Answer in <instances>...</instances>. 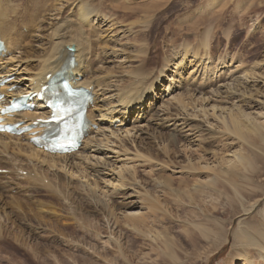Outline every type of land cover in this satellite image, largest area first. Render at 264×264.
<instances>
[{"label":"bare ground","instance_id":"bare-ground-1","mask_svg":"<svg viewBox=\"0 0 264 264\" xmlns=\"http://www.w3.org/2000/svg\"><path fill=\"white\" fill-rule=\"evenodd\" d=\"M104 1L106 0H42L40 6H44L45 2H47L48 11H49V20L47 21L49 24V28H48L49 31L44 37V39H46V42L43 43L45 40L42 39L41 41H39V44L41 45L39 49L30 48L28 51H27V49L29 48L28 39L21 41L18 39L23 35H21L22 30L21 29L19 30L18 28L19 23L18 25L16 24V20H15L16 17L14 16L15 18H13L10 15L7 16L5 15V13L0 12V37L1 40L4 41V45H5L4 51L2 52V55L0 57V79L1 80L10 79V82L7 83V85L0 88V91L5 93L6 97L12 95L20 96L27 93L38 92L41 86L46 83L47 81L46 76L48 74L53 75L58 71L64 70L68 78H72L77 81L78 78L81 77L80 81H77L76 84L78 86H82L86 89L91 90L93 96L92 104L98 102L95 103V105H93V108H95L96 105L97 107L95 111H98L99 108V111L97 112L98 114L95 117V115L93 116L92 114L93 108L89 106V109L87 111V117L90 121L88 136L83 140L81 147L75 153H71L67 155L48 154L40 149L34 148L32 145H30L27 142V138L24 136L14 137L7 134H0V170H7L6 172H8V176H9L8 178L12 180L14 179L22 180V177L18 176L17 171L21 170L23 172H26L27 179L29 181L32 180L33 184H36L38 179L42 180V178L40 179L39 177L40 173L44 178H45L44 176L45 174L47 176L53 173V176H57L58 177L57 179H60L59 181L62 180L61 181L62 183L65 182V184L67 183L68 185L72 179L79 178L78 181L81 184L79 185L81 186L80 188H82L83 186L85 188L83 189L84 191L93 192V193L90 192V195L93 194L95 196L98 205L99 203H101V200L105 196L106 198L108 196L106 195L107 193L106 194L103 193L104 189L99 188V186H97L98 183L101 184L106 183V185L105 186L103 185V187H106V190H108L107 189L108 187L110 194L113 195H115L114 191H123L124 192L123 197H120L122 198V200L135 199V201L127 203L128 205L124 207L126 208V210L122 211L123 213H121L120 215L121 219L125 220L126 223L127 222L132 223V225L130 224V226L134 231L133 233L135 236L134 235L133 236L135 237V240L141 242L142 239H144V237L145 239L146 237H150L152 243L154 242L156 244L160 243L158 242L160 240L164 242L163 244L165 245V248L167 250L170 249L169 248L170 242L169 239L167 238V234L165 233L166 230L164 229L161 232H159L160 230L156 231L155 227L157 226L156 224L160 223L159 216L162 215L163 217L164 215L162 213L163 209L161 204L167 196H170L173 199L178 209L182 207L184 208L181 210V212H185V216H186V218H183V220H187L189 222L188 224H184L186 230L184 235L180 237L182 243L186 242L187 245L196 249L199 246L201 237L203 238L211 237L214 239L213 247L217 248V246L220 243V240L223 238L225 239V235L228 233L229 229L230 230L232 229L231 235L233 238L234 247L239 248L241 251V252H232L233 259L241 262V264H264V209L260 214L261 218L259 219V221H254V222L251 221L250 223H244L245 221L239 222L236 228L233 229L230 227L222 228L219 223L213 221L216 219V215L218 214V212L217 213L213 212L215 208L214 205L211 206V209L209 210L210 212H208L209 215L212 216V222L209 221L204 222L201 219L205 214L208 213H200L195 208L188 206L184 207L185 205L184 201L185 202L188 201V203L201 202V200L195 201V198L199 197L200 199V197L202 196V198L204 199L205 192L203 190L207 189L209 185L212 186L213 188L212 187L209 188L210 195L209 194L208 195L212 197L213 194L216 192L221 197L222 192H224L226 185L231 187L238 182V185L242 187L244 185L243 182L247 183L249 181V179L243 175L245 174L243 170H245L246 165H250V163H255L253 158H257V157H255L254 153H251L252 155L250 157L249 151H248L249 153L247 152L248 154H245L243 147L241 146V144H239V140L244 139L246 135H254L255 137L259 138L260 142L264 143V126L260 122L261 120H264V113L257 114L256 113L258 111L257 109L260 108L261 106L258 103L254 104L251 101H249L251 98L258 97L260 93L254 90H247V86H246L248 84L247 74L245 73L236 74L235 71H229L228 69L225 70L223 73L224 75H228L226 76L227 78L224 80L225 82L223 81L224 84L219 85L216 89L213 90L211 88V86L213 85L212 81L215 78H216L215 81L217 80V73L215 74V71H213L212 69L205 70L201 68L200 63L195 54V50H193L190 47V45L187 44L184 45L182 51H178L177 53L174 54L177 57L174 61H172V65L171 64L169 65V63L167 62L166 64L168 65H164V67L159 70L158 74L154 76V78L153 76L151 77V73L144 72V70L139 71L138 69H136L138 71L135 70L131 72L125 71L124 76L126 77V79H128L129 84L126 87L125 91L123 88H121L116 92L117 88L118 87L120 88L121 86L117 85L116 83L114 84L116 80H113L111 82L106 77L107 73H111L115 69L109 66L111 68L105 72L106 74L101 75V73H104L102 72L103 67L97 66L93 63L94 58L92 52V44L96 42L95 39L98 37V33L96 32V30L100 28L102 31L100 32L98 30V32H100L101 34L104 33L103 35H105V37L101 41L107 39L104 41V43L105 42L114 43V45L111 46V49H108L106 50V52L101 53V57L105 62H107V60L105 59H109V58L113 59L114 57H116L117 55L116 53L119 54L124 53L122 52L123 50L121 48H117L118 45H116V43L119 41V39L126 36V34L131 35V34H135L136 32H134L132 28L120 25V23L116 22L111 16L105 14L103 12V8L101 7ZM124 1L126 2L135 1L137 3H140L134 9H125V11L128 12L127 15L128 18H131L134 15H138L140 13L145 14L147 16L148 15L155 16L154 18L152 17L153 18L152 21L150 20V22L147 23L145 27L146 32L157 31L159 28L158 27L159 22L157 21L165 20L163 18V16L165 15L164 13L165 10H163V3H165L166 0H124ZM214 1L215 0H213V2ZM252 1L258 3L264 2V0H251V2ZM223 2L225 3L224 0ZM16 14L18 13L16 12ZM197 16L198 15L189 14L188 16L181 17L179 19L180 22L185 23L186 19L189 18V21L190 22L192 21L193 24L192 26H185V27L183 26L184 28H182L181 25L183 24L182 23L180 24V22L178 21L176 28H178L179 30L184 29L190 31L194 35H198V31H199L198 28L204 26L203 33L200 36H197L196 38V45L198 46V44H202L204 46L203 49H207L208 45L210 44V40L213 37V29H214L213 25L210 26L209 23H211L212 20H214L215 23L219 22L218 20L222 18H220L219 16L212 17V15L207 17L208 16L207 15L205 19L204 16H199L200 19H198ZM204 22L206 25L203 24ZM27 24L28 23L26 21L25 25H23L20 28L23 29L24 27L27 26ZM229 28L231 29L230 26ZM195 29H197L198 31H195ZM240 29L242 30V27H240ZM176 30L177 29H175V31ZM229 31L230 30H228V32ZM223 33L221 31V34ZM21 42L24 43L23 46L20 44ZM70 47L74 48L73 52L68 51V48ZM28 54L31 55L30 56L32 58L31 60H29ZM142 54L143 52L138 51L139 56H141ZM23 55L26 56L23 57ZM71 57H73L74 59V64L72 66H68L67 63ZM147 58L148 57H146L145 61L149 60V58L148 59ZM125 59L126 58H124L123 60ZM23 61L25 63L26 61L34 63L35 64L34 71L30 73ZM145 64H147V62ZM170 66L171 68L174 67V69H178V68L180 69L179 71L172 73L169 72L168 70ZM115 68L119 69L120 67L115 66ZM224 68H226V65L222 64V67L220 69H224ZM190 69L191 71L188 74V78L186 80H188V83L190 84L197 83L196 80H199V83L197 86L194 85V89L192 88L193 90L192 93L189 92L190 90L189 91L187 90L188 92L186 90H185L186 92L182 90L184 93L183 92L180 93L181 92L180 89L184 82L182 78L183 73L185 72L187 73V71ZM166 72L171 73L169 78L168 76H166ZM113 73L115 74V72ZM223 74H221V76ZM161 81L164 82L166 81L167 84L165 86H161L160 85ZM13 87L17 88L16 93H8L7 90L12 89ZM203 88H205V90ZM201 89H203V91H201ZM155 91H159V96L155 93ZM163 94L164 96L162 97ZM149 96H153V99L149 100L148 99ZM165 97L167 99H165ZM108 100L112 102L105 104V102H107ZM159 101H162V103L158 104ZM223 103L225 104L223 105ZM135 111H136V115L135 114L134 115L136 117H133L134 120H132L133 121L131 124L132 126L133 124L136 125L142 122L143 123L151 122L157 127H163V128L169 127V131L171 132L169 133L171 145L173 144L177 145L179 142L178 138L184 139V141L187 143V145L184 147L186 151L184 150L183 153H186L189 150L190 153L195 152V154H197L198 146L199 143L202 141V137L204 133H209L211 129L216 131L215 125L213 124L214 122L223 125L222 127L224 128L222 129H224L230 134L231 143H229L228 147L229 148L231 147V151L225 150L224 151L225 154L222 152H215V153L212 152L211 162L209 163H206L205 159L199 157L198 158L199 161H197V163L199 164L198 166H196V164H194L192 160L187 159L189 163V167L191 169H196V167L197 169H201L199 171H196L198 172V174L201 173L204 174L206 172H209L210 175L206 173V176L204 175L205 177L202 181H197V179L194 181L200 184H209L208 186L201 185L200 188L198 189L196 188L187 189L185 185V183L187 182L184 179L188 178L189 180L190 176H188L179 180V183H181L182 188L178 187L177 189H172L170 187V182L172 181V177H165V179L163 177L162 181H158L161 185L157 184L154 187V189H152L151 191L148 190L144 192L141 191L144 194H141V192H139L140 191L139 188H138L139 190H136L133 187L135 184H138L136 183L137 172L135 170V166L131 164L133 159L131 158L129 159L127 156L121 155L122 152H127V153H131V152L127 147H126L127 148L126 151L125 148L124 149L119 148L118 150H116L111 146L114 144V140L119 142L120 147L126 145V143H129L131 144L133 151L136 153L134 157H139L137 156L138 148L136 146V143L138 139L136 138V135L139 132L143 133L141 129L142 126L136 127L134 125L135 127L132 129L131 128L122 129V128H118V126L116 125L117 127L114 129V123L118 122V119L119 120L121 119V121H119L120 124L118 123V125L125 126L124 121L128 117H130L131 114H133ZM261 111H263V109ZM47 116H48V112L44 109V106L40 104L38 106V109L34 112L19 114L17 116L16 121L26 122V121L34 120L37 117L46 118ZM93 126L97 127V130H94L92 128ZM212 134L213 133H211V136H213ZM144 135L145 136L141 137L140 142L144 139L146 140L149 139L150 136L148 135V133H144ZM233 138L236 140H234ZM249 141H251V139H249ZM233 142L234 144H236L235 148L233 147L234 145ZM190 148H192L193 150L191 151ZM163 153H165V151ZM16 157H22L24 158V160H19ZM257 160H259V158H257ZM9 161H11V163H9ZM5 166H8L9 168ZM13 168H15V170ZM173 169L174 170H172L171 173L176 175L181 174L182 171L187 172L186 170H182L183 169L182 167H173ZM88 171H89L88 175L94 177V179H92V185L88 183L89 179L87 180V178L85 179L84 177V174L87 173ZM124 176L128 179H132L134 182H131L132 180L129 181L125 179ZM66 178L68 179V181L70 180V182L66 181L67 180ZM104 178L108 180H105ZM50 179H52V177ZM108 181H112V182H108ZM127 182H131V183L127 184ZM53 183L54 181L52 182V185L55 187V190L58 191L57 193H59L61 186L59 187V184L58 186H55V184ZM26 184H27L26 186H31L28 183ZM50 185L49 186L46 185L50 189V192L48 191V193L50 194L51 197L55 198L56 196H58V194L56 193L55 190L51 189ZM162 185L164 187H162ZM231 188L233 189L232 195L235 197L237 201L235 202V200L232 199V196L231 199H228L227 191H226L225 194L223 195L225 197L227 196L225 200H226V205L228 207L226 208L227 210L225 212H230V209L233 208V205L235 203L242 206L244 202V198L242 197L241 193L236 189H234L233 187ZM18 191L19 194H21V192L24 191V186L22 185L19 186ZM60 194L62 196L65 195L62 194V192ZM95 194L98 195L96 196ZM142 195L143 197H140ZM94 196L92 198H94ZM66 198L67 197H64V199ZM67 201L65 202L67 203ZM7 205H9V207L12 206L11 208L13 210L15 208L23 207L21 204L19 206V203L8 202ZM257 205H258V201L252 203L248 210H243L241 217L250 214V212H252L254 210V207ZM61 206H63V204ZM36 208L38 209L37 206ZM40 209L41 208L39 207V210ZM31 210L30 212H33V214H35L34 212L36 209H34V211ZM101 210L103 209H100L99 211ZM104 211L115 221V218L112 217V214L114 213H111V211L108 209L106 210V208ZM26 213H29L28 210ZM26 213L25 215H27ZM22 214L19 212L17 213V216L20 218ZM59 215L54 213L53 215L50 216L48 215V216L51 217V219L55 218L54 220L59 221V218L61 217ZM32 216L34 217L35 215ZM38 216H42V215H38ZM110 217L108 218V220L110 219ZM24 218L27 219V216ZM34 218L36 219L37 217ZM168 218L169 217H167L166 219ZM61 219H63V216L61 217ZM87 222L89 221H86V223ZM206 224H210V227L206 226ZM109 237L111 238V236ZM148 239L146 240L148 241L149 244L150 241ZM151 244L149 245L151 246ZM156 247H158V245ZM110 249L109 251H111ZM164 256L166 258V255ZM197 256L198 254L195 251L194 257ZM119 257H120V253H119ZM123 260H122L123 261L122 264L124 263L128 264L127 262L130 261L127 259L126 260L123 259ZM169 260L173 264H176V260L173 256L169 257ZM184 264H187V261H185Z\"/></svg>","mask_w":264,"mask_h":264},{"label":"rangeland","instance_id":"rangeland-1","mask_svg":"<svg viewBox=\"0 0 264 264\" xmlns=\"http://www.w3.org/2000/svg\"><path fill=\"white\" fill-rule=\"evenodd\" d=\"M41 1L42 0H0V12L5 13V15L7 16L10 15L13 18L16 17V24L18 25L19 23L18 28L19 30H22L21 35L23 36L19 37L18 39L20 41L28 39L29 48L27 49V51L30 48L39 49L41 47L39 41H41L42 39L45 40L43 43L46 42V39H44V37L49 31V24L47 22L49 20V11L48 3L45 2L44 6H40ZM219 1L220 0H215L214 2L213 0H166L165 3H163V10H165V15L163 16V18L165 20L157 21L159 23L161 22L160 24L158 23L159 31L157 30L154 32H146L145 27L147 23L150 22V20L152 21L155 16H147L140 13L138 15H134L131 18H128V12L125 11V9L136 8L140 3H137L135 1L126 2L124 0H106L101 5V7L103 8V12L111 16L116 22L120 23V25L132 28L136 33L131 35L126 34V36L119 39V41L116 43V45H118L117 48H121L123 50L122 52L124 53H116V57H114L113 59H105L107 60V62H105L101 57V53L106 52V50L108 49H111V46L114 45V43H104V41L107 39L101 41L103 40L105 35H103L104 33H100L102 31L100 28L97 29L96 32L98 33V37L95 39L97 43L95 42L94 44H92V52L94 58L93 63L97 66L103 67L102 72L104 73H101V75L106 74L105 72L113 67V69L115 70L111 73H107L106 77L111 82L113 80L117 81L118 79V81H115L114 84L116 83L121 87H118L116 92L121 88H123L125 91L126 87L129 84L128 79H126V77L124 76L125 71L131 72L134 70H144V72L151 73V77L153 76L154 78V76L158 74L159 70L163 68L164 65H168L166 64L167 62L169 63V65H172V61H174L177 57L174 54L178 51H182L184 45L187 44L190 45L193 50H195V54L201 68L205 70L212 69L213 71H215V74L217 73V80L215 81V78L213 79L214 82L212 81L213 85L211 83V88L213 90L216 89L219 85L224 84L223 81L227 78L226 76L228 75H224L223 73L227 69L229 71H235L236 74H247V90H254L260 93L258 97L251 98L249 101L254 104L258 103L261 107L257 109L258 111L256 113L262 114L264 113V2H251V0H224L225 3L228 2L226 3V5L223 0L220 1L221 3ZM16 12L18 14H16ZM189 14L198 15V19H200L199 16H204L205 19L207 15V17L212 15V17L219 16L220 18H222L218 20L219 22L215 23V21L212 20V22L209 23L210 26L213 25V28L215 30L213 29V37L211 38L210 44L208 45L207 49H203L204 46L202 44H198V46L196 45V38L203 33L204 26L199 27V31L195 29V31H198V35H194L190 31L184 29L179 30L178 28H176L177 22H180L179 19L181 17L188 16ZM24 19L28 24L22 29L20 27H22L26 23ZM186 21L185 23L180 22V24H183L181 25L182 28H184L185 26H192L193 22H190L189 18L186 19ZM203 24L206 25L205 22ZM229 26L231 27V29L229 28ZM240 27H242V30L240 29ZM175 29L177 30L175 31ZM98 30L100 32H98ZM228 30L230 31L228 32ZM221 31L222 33H224L221 34ZM187 32H189L190 34ZM20 44L22 46L24 45L23 42H21ZM138 51L143 52V54L145 53V56L143 54L139 56ZM25 56L26 55H23V57ZM30 56L31 55H29V60L32 59ZM146 57H148L151 62L149 60V62L145 61ZM124 58L126 59L123 60ZM119 61L122 62L120 63ZM146 62L147 64H145ZM222 64L226 65V68L220 69L222 67ZM34 65V63L28 61H26L25 63V66L30 73L34 71ZM115 66L120 68L116 69ZM179 69L180 68H171V66L168 68L169 72L172 73L179 71ZM190 71L191 69L188 70L187 73H183L182 78L184 82L180 89V93H182L183 91L186 92L187 90H190L189 92L192 93V88L194 89V85L197 86L199 83V80H196L197 83H188V80L186 79L188 78V74L190 73ZM113 72H115V74ZM221 74L223 75L221 76ZM170 75L171 73L166 72V76H168V78L170 77ZM166 84V81H161L160 83L161 86H165ZM203 89L205 90V88ZM203 89H201V91H203ZM155 93L159 96V91H155ZM163 96L164 94L162 95V97ZM148 99L152 100L153 96H149ZM165 99L167 98L165 97ZM110 102L112 101L108 100L107 102H105V104ZM95 103L93 105H95ZM160 103H162V101H159L158 104ZM224 104L225 103H223V105ZM96 107L92 109V114L93 116L95 115V117L97 116V112L99 111V108L98 111H95ZM262 109L263 111H261ZM134 114L136 115V111L124 121L125 126H119L118 122L116 125L118 126V128L122 129H132L135 126L143 127H141L143 133L139 132L136 135V138L138 139V141L136 140V146L138 148L137 156H139L140 158L134 157L136 153L133 151L131 144L129 143H126V145L120 147L119 142L114 140V144L111 147L115 148L116 150H118L119 148H125L126 151L128 148L131 152H122L121 155H125L129 159H133L131 164L135 166V170L137 172L136 183H138L133 187L136 190L140 189L139 192H144L147 190L151 191L157 184L161 185L158 181H162L163 177L164 179L165 177H172V181L170 182V187L172 189H177L178 187L182 188L179 180L188 176H190L189 180L192 181H189L188 178L184 179L187 182L185 183L187 189H198L201 185L208 186L209 184H200L194 181L196 179L197 181H202L206 176V173L210 175L209 172H206L204 174L199 172L201 174H198V172L196 171H199L201 169H197V167L196 169H191L189 167L187 159L192 160L194 164L198 166L199 164L197 163V161H199V157L205 159L206 163H209L211 162L212 152L224 153L225 150L231 151V147H228L229 143H231L230 134L222 129L224 128L222 127L223 125H220L219 123H216L214 121L213 124L215 125L216 131L211 129L209 133H204L202 141L198 146V152L197 154L193 152V155V153H190L189 150L188 152L183 153L184 150L186 151L184 147L187 145V143L182 138H178L179 142L177 145H171L169 137V133L171 132L169 131V127H157L151 122H142L136 125L133 124L132 126V120H134L133 117H136ZM118 121H121V119H118ZM260 122L264 126V120H261ZM144 133H148L150 137L148 140L144 139L140 142L141 137L145 136ZM211 133H213V136H211ZM249 139H251V141H249ZM239 144H241V146L243 147L245 154H248L250 152L249 156L251 157V153H254L255 157L259 158V160H257V158H253L255 163L246 165L245 170H243V172H245V174L243 175L246 176L249 181L247 183L243 182L244 185L242 187L238 185V182L234 186H231L239 191L244 198L242 206L235 203L233 205V208L230 209V212H225L227 210L226 208L228 207L225 200L227 196L228 199H231L232 196V199H234L235 202L237 201L232 195L233 189L228 185L225 186V190L224 192H222L221 197L216 192L214 194L212 193L214 197L209 196V188L212 187L209 185V187L205 189L208 191L203 190L205 192L204 199L202 198V196L200 197V199L199 197L195 198V201L201 200V202L188 203V201H184V207L188 206L195 208L200 213L210 212L209 210L211 209V206L214 205L215 208L213 212H218V214L216 215V219L213 221L219 223L222 228L230 227L234 229L239 222L245 221L244 223H250L251 221H259V219L261 218L260 214L264 209V143L260 142L259 138L255 137L254 135H246L244 139L239 140ZM233 147L235 148L236 144H234ZM190 149L191 151L193 150L192 148ZM164 151L165 153H163ZM16 158L19 160H24V158L22 157ZM140 160L147 161L142 162ZM9 163H11V161H9ZM173 167H182V170H186L187 172L182 171V173L179 174L180 176L173 174L171 173V171L174 170ZM88 173L89 171L84 174V177L85 179L87 178V180L89 179L88 183L92 185V179H94V177H91L90 175H88ZM183 174L186 175L184 176ZM7 175L8 174H2V176L0 177V264H122L124 261L123 259L130 260L127 262L128 264H173L169 260V257L171 256L175 258L176 264H184L185 261H187V264H241V262L234 260L232 256V252H241L239 248L234 247L233 238L231 235L232 229H229L228 233L225 235V239L223 238L220 240L217 248L215 247L216 249L213 247L214 239L211 237H201L199 246L196 249L187 245L186 242L182 243L180 237L184 235L186 230L184 224H188L189 222L187 220H183V218H186L185 212H181V210L184 208L182 207L178 209L170 196H167L161 204L163 209L162 213L165 215V217L164 215L163 217L162 215H160V223L156 224L157 226L155 227L156 231L160 230L159 232L164 229L166 230L165 233L167 234V238L170 242V249L167 250L165 248V245L163 244L164 242L160 240L158 241L160 243L156 244L154 242L152 243L150 237H146V239L149 238V244L152 243L151 246L148 244V241L145 239V237V240L142 239L143 243L142 241L140 242L138 240H135V235L133 233L134 231L130 226V224L132 225V223H126V221L121 219L120 216L121 213H123L122 211L126 210V208L124 207L128 205L127 203L133 202L135 201V199L122 200V198L120 197H123V191H114L115 195L110 194L109 188L107 187L108 190H106V187H103V185L105 186L106 183H98L99 185L97 184V186L104 189L103 193H107V198L110 199H107L105 196L101 200L102 204L99 203L98 205L95 196L91 194L94 196V198H92L93 196L90 195L91 191H84L83 189L85 188L83 186L82 188H80L81 186L79 185L81 184L78 181L79 178L72 179L71 182L66 178V181L70 182L68 185L67 183L65 184V182L62 183V180L59 181L60 179H57V176H53V173L47 176L45 174L44 176L47 179H45L40 173L39 175L41 176L39 177L40 179L42 178V180H38L36 184H33L32 180L29 181L25 178H22L24 182L21 179H18L19 181L15 179L12 180L8 178L9 176ZM51 177L54 180L50 179ZM124 178L129 181L132 180L126 178L125 176ZM104 179L108 180L106 178ZM53 181V184H55V186H58V184L59 187L61 186L59 193H57L58 191H56L55 187L52 185ZM59 182L61 183V185ZM131 182L134 181L132 180ZM131 182H127V184H130ZM26 183L30 184L31 186H26ZM21 185L24 186V191L19 194L18 188ZM46 185H50L51 189L55 190L58 196H56L55 198L51 197L48 193V191L50 192V189ZM27 187H30L31 189H28ZM162 187L164 186L162 185ZM226 191L227 196L225 197L223 195ZM61 192L65 195L62 196L60 194ZM116 193L120 194L117 195ZM141 194L144 193L141 192ZM95 195L97 196L98 194ZM64 197H67L68 199H64ZM140 197H143V195ZM51 198H54L55 200ZM65 201H67L68 204ZM209 201H211L213 204ZM256 201H258V205L254 207V210L247 216L241 217L243 210H248L250 208V205L252 203H255ZM8 202L19 203V206L21 204L23 207L15 208L13 210L11 208L12 206L9 207V205H7ZM62 204L63 206H61ZM35 205L38 207V209ZM39 207L41 208L40 210ZM27 208H31V211H34V209H36L34 212L35 214H33V212H30V210ZM105 208L106 210H110L111 213H114L112 214V217L115 218V221L105 213ZM18 209L21 210L19 211ZM26 209L29 213H26ZM100 209L103 210L99 211ZM18 211L21 214L24 213L20 218L17 216V213H19ZM53 212L57 215L60 214L59 216L61 217L63 216V219H61V217L59 218V221L54 220L55 218L51 219V217L49 216L53 215ZM25 213L27 215H25ZM32 215H35L34 217H37L39 219H35ZM23 216H27V219ZM109 217L110 219L108 220ZM167 217L169 218L166 219ZM201 219L204 222H212V216L209 215V213L205 214ZM85 220L89 222L86 223ZM78 226L80 229L78 228ZM206 226L210 227V224H206ZM109 236H111V238ZM94 238H96L97 240ZM157 245L158 247H156ZM109 249L111 251H109ZM195 251L198 254L197 257H194ZM164 255H166V258Z\"/></svg>","mask_w":264,"mask_h":264}]
</instances>
